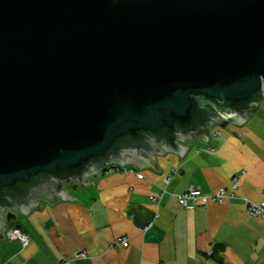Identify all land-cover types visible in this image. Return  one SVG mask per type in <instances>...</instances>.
Returning <instances> with one entry per match:
<instances>
[{"label": "water", "instance_id": "1", "mask_svg": "<svg viewBox=\"0 0 264 264\" xmlns=\"http://www.w3.org/2000/svg\"><path fill=\"white\" fill-rule=\"evenodd\" d=\"M262 87L264 0H0V239L4 206L76 199L106 164L160 173L136 151L211 146Z\"/></svg>", "mask_w": 264, "mask_h": 264}, {"label": "crops", "instance_id": "2", "mask_svg": "<svg viewBox=\"0 0 264 264\" xmlns=\"http://www.w3.org/2000/svg\"><path fill=\"white\" fill-rule=\"evenodd\" d=\"M209 142L178 140L189 145L182 157L167 151L151 159L138 150L160 173L132 163L106 164L84 176L87 185L65 184L66 195L76 199L51 205L36 198L40 210L30 208L26 215L4 206L0 264H264V218L250 215L244 205V199L262 198L264 99L242 124H215ZM239 172L236 193L222 203L183 207L177 201L176 193L189 185L213 193ZM164 176L170 177L166 191L151 202ZM9 228L23 230L28 244L8 239ZM122 235L127 247L109 246Z\"/></svg>", "mask_w": 264, "mask_h": 264}, {"label": "built area", "instance_id": "3", "mask_svg": "<svg viewBox=\"0 0 264 264\" xmlns=\"http://www.w3.org/2000/svg\"><path fill=\"white\" fill-rule=\"evenodd\" d=\"M261 93L264 99V87L261 88ZM242 173H235L232 175L229 184L218 188L213 193L204 194L196 186L189 185L183 191L176 193L177 201L183 207L197 206L199 204H209V203H222L227 198L234 196L239 185V179ZM138 178L142 177L141 173L137 174ZM170 177L164 176L162 178V183L164 185L162 191L158 194L150 195L151 202H156L160 196L166 191L165 187L169 183ZM261 200L257 203L248 201L244 199V205L248 213L252 216H258L264 218V186L261 190ZM5 236L10 240H16L20 243L22 247H25L29 242V236L20 228H9L5 231ZM128 239L126 236H117L113 238L109 246L110 247H127ZM77 256L84 257V253H79ZM4 264V263H1Z\"/></svg>", "mask_w": 264, "mask_h": 264}, {"label": "trees", "instance_id": "4", "mask_svg": "<svg viewBox=\"0 0 264 264\" xmlns=\"http://www.w3.org/2000/svg\"><path fill=\"white\" fill-rule=\"evenodd\" d=\"M3 189L6 190V189H8V188L5 187V188H3Z\"/></svg>", "mask_w": 264, "mask_h": 264}, {"label": "rangeland", "instance_id": "5", "mask_svg": "<svg viewBox=\"0 0 264 264\" xmlns=\"http://www.w3.org/2000/svg\"><path fill=\"white\" fill-rule=\"evenodd\" d=\"M263 95V94H262Z\"/></svg>", "mask_w": 264, "mask_h": 264}]
</instances>
